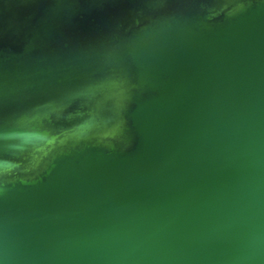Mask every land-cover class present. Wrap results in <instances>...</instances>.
<instances>
[{
	"label": "water",
	"instance_id": "95a60500",
	"mask_svg": "<svg viewBox=\"0 0 264 264\" xmlns=\"http://www.w3.org/2000/svg\"><path fill=\"white\" fill-rule=\"evenodd\" d=\"M0 264H264V0H0Z\"/></svg>",
	"mask_w": 264,
	"mask_h": 264
}]
</instances>
